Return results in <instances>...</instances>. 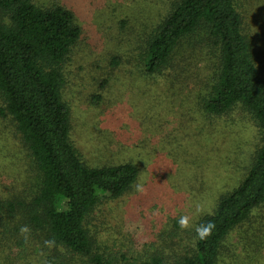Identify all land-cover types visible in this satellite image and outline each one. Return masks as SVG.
Instances as JSON below:
<instances>
[{
    "label": "rangeland",
    "instance_id": "1",
    "mask_svg": "<svg viewBox=\"0 0 264 264\" xmlns=\"http://www.w3.org/2000/svg\"><path fill=\"white\" fill-rule=\"evenodd\" d=\"M34 1L42 6L58 1L81 28L62 69V99L76 153L89 168L131 163L138 169L125 194L94 207L85 223L88 234L102 252L124 255L126 263L157 252L176 264L194 247L199 219L242 179L258 140L256 128L239 110L218 118L200 112L195 94L210 72L196 49L194 60L174 65L173 60L161 73L141 69L142 30L148 31L146 23L159 14L160 0ZM235 5L264 73V0H235ZM191 49L181 44L173 59ZM29 164L12 128L0 118V264H85L30 222L27 203L37 178ZM184 215L192 225L186 230L177 223ZM24 225L31 230L26 237L20 233ZM237 232L227 241L236 255H226L228 264H240V252L246 264L250 246L240 247ZM254 259L249 264H264V249Z\"/></svg>",
    "mask_w": 264,
    "mask_h": 264
},
{
    "label": "trees",
    "instance_id": "2",
    "mask_svg": "<svg viewBox=\"0 0 264 264\" xmlns=\"http://www.w3.org/2000/svg\"><path fill=\"white\" fill-rule=\"evenodd\" d=\"M0 13L5 15L0 19V118L12 128L37 178L27 203L30 222L85 264H175L157 252L126 263L124 255L102 252L85 228L102 199H117L131 188L138 169L131 163L89 168L69 141L62 69L82 34L74 13L58 1L42 6L34 0H0ZM158 13L146 23L148 31L142 30L141 69L161 73L194 60L196 49L210 73L195 94V105L211 118L239 110L258 136L242 179L198 221L197 226L214 222L212 235L196 239L176 264H225L228 253L236 256L227 242L236 230L240 247L250 246L245 252L249 264L264 249V73L255 63L235 0H160ZM183 43L193 49L173 59Z\"/></svg>",
    "mask_w": 264,
    "mask_h": 264
},
{
    "label": "clouds",
    "instance_id": "3",
    "mask_svg": "<svg viewBox=\"0 0 264 264\" xmlns=\"http://www.w3.org/2000/svg\"><path fill=\"white\" fill-rule=\"evenodd\" d=\"M137 190L142 191L143 189L140 185H137ZM196 211L199 213V212H202L203 209H201L199 206H197ZM177 223L182 230H186V229H189L190 227H192V225L190 224L189 217L187 215L180 216ZM214 229H215V223L212 221H208L207 223L200 224V225L196 226L195 227L196 239H198V240L208 239L212 235ZM30 231L31 230L27 225H24L20 228V233L22 235H25V237L27 236V234L30 233Z\"/></svg>",
    "mask_w": 264,
    "mask_h": 264
}]
</instances>
